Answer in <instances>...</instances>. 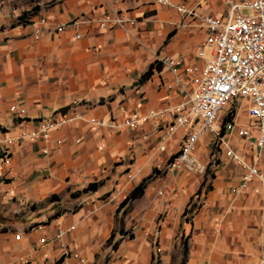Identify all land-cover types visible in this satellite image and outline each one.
Returning a JSON list of instances; mask_svg holds the SVG:
<instances>
[{"label":"crops","instance_id":"0c3cea01","mask_svg":"<svg viewBox=\"0 0 264 264\" xmlns=\"http://www.w3.org/2000/svg\"><path fill=\"white\" fill-rule=\"evenodd\" d=\"M183 1L211 16L226 9L224 0ZM113 12L136 22L101 28L97 20ZM62 23L69 25L58 32ZM205 37L192 16L149 0H0V264H95L114 234L111 264H181L184 240L185 264H264L258 180L241 188L240 166L207 135L198 143L205 174L171 172L167 163L182 131L163 137L168 113L135 129L120 125L125 116L178 100L157 59L202 63ZM12 104L25 108L24 117L10 111ZM67 110L78 117L46 141L12 144L4 161L7 137ZM234 121L248 124L244 105ZM225 139L264 170V150L234 131ZM147 177L143 194L119 207ZM91 182L97 187L85 190ZM68 226L71 232L54 237Z\"/></svg>","mask_w":264,"mask_h":264},{"label":"built area","instance_id":"2783aa9c","mask_svg":"<svg viewBox=\"0 0 264 264\" xmlns=\"http://www.w3.org/2000/svg\"><path fill=\"white\" fill-rule=\"evenodd\" d=\"M149 1L192 16L206 30L204 43L197 53L202 63L180 67L171 57L157 59L171 74L165 88L175 92L178 100L146 113L125 116L120 125L135 129L168 113L171 120L163 129V137L182 131L179 149L167 163L171 172L205 174L207 164L198 156V143L207 135L211 145L222 148L225 157L240 166L241 188H246L252 180L264 186V170L238 154L225 139L226 133L234 131L245 138L249 146L264 150V0H224L226 9L222 16L198 13L183 0ZM97 21L101 28H126L134 25L136 19L113 12L111 18ZM39 24L35 27V38L41 31ZM68 25L59 24L56 30L62 31ZM79 36L76 34L77 38ZM239 102L244 105L248 119L244 126L234 121ZM9 109L17 117H24L26 113L25 108L16 104ZM77 117L70 110L58 111L40 118L31 129L21 128L16 136L4 140V161L10 160L8 151L12 144L26 140L46 141L52 130ZM91 122L102 124L94 119ZM42 151L47 152L45 148ZM72 230L73 226L58 228L54 237L59 239Z\"/></svg>","mask_w":264,"mask_h":264},{"label":"trees","instance_id":"16d2710c","mask_svg":"<svg viewBox=\"0 0 264 264\" xmlns=\"http://www.w3.org/2000/svg\"><path fill=\"white\" fill-rule=\"evenodd\" d=\"M37 8V6H33L32 7V10H35ZM26 14V13H25ZM151 73V67H149V69L144 73L143 77H147L149 76ZM150 180V177H147L145 179H143L137 186H135L132 191L130 192L129 196H127L119 205V207H122L123 205H125L126 203L130 202L132 199L140 196L143 194L144 192V189L146 187V184L147 182ZM98 183L97 182H91L88 184V186L85 188V190H88V189H95L97 187ZM129 204L124 208V212H126L127 208H128ZM195 207V204H193L189 209H186L185 210V213L186 212H191L193 211ZM58 212L55 213V215H57ZM117 247V241H115L113 244H112V249H115ZM187 242L183 241V257H182V261H181V264H185V260H186V257H187ZM157 264V263H156Z\"/></svg>","mask_w":264,"mask_h":264},{"label":"rangeland","instance_id":"374dc122","mask_svg":"<svg viewBox=\"0 0 264 264\" xmlns=\"http://www.w3.org/2000/svg\"><path fill=\"white\" fill-rule=\"evenodd\" d=\"M241 105H243L241 102L237 103V106L240 107ZM223 114V112L220 113V116ZM218 160H216L215 162H217ZM196 205V202L194 203ZM195 209V207L193 208ZM188 217V216H187ZM118 216L116 217V221H117V225L118 226ZM117 231H118V227H117ZM115 234L109 239V241L107 242L105 251H103L101 254H99V256L97 257V261L95 262V264H111L109 262V257L108 254L109 252H111L112 250V244L116 241L114 239ZM185 242H187L186 240H184ZM99 261V262H98ZM156 264V263H154Z\"/></svg>","mask_w":264,"mask_h":264}]
</instances>
